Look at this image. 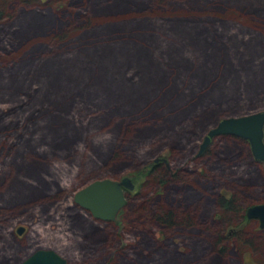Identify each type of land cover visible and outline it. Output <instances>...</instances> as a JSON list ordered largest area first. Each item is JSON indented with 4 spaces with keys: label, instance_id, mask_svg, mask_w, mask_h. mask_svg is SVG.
Wrapping results in <instances>:
<instances>
[{
    "label": "rangeland",
    "instance_id": "obj_1",
    "mask_svg": "<svg viewBox=\"0 0 264 264\" xmlns=\"http://www.w3.org/2000/svg\"><path fill=\"white\" fill-rule=\"evenodd\" d=\"M101 1L0 0V64L20 62L31 52L48 59L55 57L49 50H57L58 54L75 47L70 43L76 40L79 26L130 15H157L172 21L196 17L201 23L215 17L231 30L264 34V0H124L122 6H112L113 0L111 5ZM31 11L53 12L61 21L54 24L48 19V27L42 32H36V27L24 41L18 40L21 34L12 33L15 28L25 19H29V27L39 21ZM147 24L160 32L153 39L152 53L156 55L163 39L172 54L176 47L180 48L176 45L179 40L169 37L160 25ZM147 24L141 22V27L145 29ZM97 26L91 27L96 31L94 42L103 31ZM172 26L167 24L168 29ZM80 36V41L91 37L90 33L86 38L85 34ZM2 37L8 46L3 45ZM32 41L40 43L37 51L28 47ZM181 63L190 66L192 76L185 81L190 87L193 78L199 77V72L194 75L198 69L188 61L181 59ZM50 65L46 64V68ZM44 77L43 74L42 81ZM158 100H163V95H158ZM253 101L257 106L242 107L237 113L226 111L232 107L231 102L207 110L188 106L183 111L175 109V103L159 105L160 102L149 107L162 106L161 111L173 118L180 114L175 118L178 121L161 118L149 109L103 114L105 108L97 105L79 115L94 121L84 131H75L72 140L59 143L60 152H52L48 141L39 142L47 154L25 151L26 160L15 157L19 152L17 125L11 127L10 133L8 126H0V264H18L37 248L56 250L67 264H264V228L256 219L236 225L238 213L223 214L217 205L220 195L234 198L243 213L249 206L264 203V162L253 157L247 140L226 135L213 137L198 153L207 132L222 119L264 111V94ZM11 102L16 105L2 98L0 109H8ZM18 110L16 106L14 112L5 113L9 116L0 115V125L3 119H14ZM172 128L179 133L183 129L185 140L176 134L167 137ZM5 134H11V140ZM95 136L104 141L107 152L100 143L90 141ZM134 148L140 156H135ZM112 156H116L115 161ZM159 158L164 159L168 176L161 177L163 180H142L139 171ZM124 177L135 181H131L133 189H126L125 205L115 220H96L74 204V193L90 182ZM161 211H172L174 223L167 225L158 220ZM183 216L189 218L191 226L180 223ZM20 226L25 230L17 234Z\"/></svg>",
    "mask_w": 264,
    "mask_h": 264
},
{
    "label": "trees",
    "instance_id": "obj_2",
    "mask_svg": "<svg viewBox=\"0 0 264 264\" xmlns=\"http://www.w3.org/2000/svg\"><path fill=\"white\" fill-rule=\"evenodd\" d=\"M123 1L113 0L112 6H122L125 4ZM103 2L111 5L110 0H102L100 4ZM31 13H34L39 21L35 27H29L26 26V20L29 19H25L22 25L15 28L12 33L21 34V39L18 40L24 41L26 35L32 33L36 27V32H42L48 27L46 25L48 19L54 24L61 21L53 12ZM156 16L130 15L113 18L114 20L109 22L102 21L96 24L87 22L79 26L80 32L75 37L76 40L70 43L75 44V47L65 53L56 54L57 50H49L50 55L56 56L48 59L45 55H32L31 52L25 54L20 62L9 60L5 64H0V100L8 98L16 104L11 102L12 106L8 109H0V115L7 116L5 113L10 110L14 112L16 106L19 109L14 119H3L0 125L3 128L8 126L9 133L13 130L11 127L17 125L19 152L15 157L26 160L25 151L34 155L47 154L39 145L48 142L52 152H60L59 143L72 140L75 131H84L87 125L94 121L92 119L88 122L86 117L79 115L97 105L105 108L103 114H110L114 110L138 113L149 109L152 113H159L161 118L169 117L170 120H176L181 115L177 114L173 118L172 114L166 113L167 111H161L162 106L149 107L160 102L159 105L175 103V109L183 111L188 106H198L207 110L211 106L231 102L232 107L226 111L237 113L242 107L257 106L253 100L261 98L264 94L263 33L254 31L251 34L248 31L231 30L224 27L221 24L224 22L215 17H208L210 22L201 23L196 17L189 19L182 17L181 20L172 21L166 20V17ZM75 17L80 16L76 13ZM1 18L3 15L0 12ZM141 22L160 25L169 37L179 40L176 45L180 48L176 47L172 54L170 50H166L170 45L163 39L155 55L150 51V47L154 44V37L160 32L155 27L148 28V24L143 29ZM167 24L173 25L172 29H168ZM94 25L103 27L102 33L99 38L97 37L99 40L95 42L92 41L94 38L92 36H95L96 31L93 32L94 27L91 28ZM88 33L91 37L80 41V35L85 34L86 38ZM60 37L63 39L64 36ZM1 42L8 46L4 38ZM39 45L37 41H32L28 47H33L37 51ZM181 59L196 66L194 68L198 70L194 71V75L195 72H199V77L193 76L190 87L185 81L190 80L191 69L189 64L187 67L182 65ZM51 63V67L47 69L46 64ZM159 66H162L161 71H158ZM39 69L42 70L38 72ZM43 74L45 77L42 81ZM39 93L43 96L38 97ZM158 95H163V100L156 102ZM42 113H46L48 117H43ZM37 129L41 132L35 133ZM180 130L181 133L176 128L169 129L167 137L176 134L180 140H185L184 130ZM5 135L8 141L11 140V134ZM87 137L84 135V140L87 141ZM90 141L93 144L100 143L104 152L109 150L100 136H95ZM135 150L137 149L134 148L135 156H140ZM112 157L115 161L116 156ZM138 174L142 180L155 177L162 179L161 177L168 176L163 158L148 163ZM131 181L135 180L131 178ZM125 191L126 189L123 193ZM236 204L234 198H227L224 195H220L217 200L223 214L230 211L238 213L239 222L236 225H240L246 216L243 210H238ZM174 216L172 211H161L157 214L158 220L167 225L174 223ZM180 223L191 226L186 216L182 217Z\"/></svg>",
    "mask_w": 264,
    "mask_h": 264
},
{
    "label": "water",
    "instance_id": "obj_3",
    "mask_svg": "<svg viewBox=\"0 0 264 264\" xmlns=\"http://www.w3.org/2000/svg\"><path fill=\"white\" fill-rule=\"evenodd\" d=\"M263 129L264 111L224 118L207 132L198 153L203 152L213 137L230 135L247 140L253 157L264 162ZM124 189H133L128 177L95 180L77 190L73 202L82 210L89 211L96 220L112 221L125 205ZM245 215L248 219H257L259 227L264 228V203L249 206ZM23 230L20 226L16 232L21 234ZM18 264H66V259L54 249L37 248Z\"/></svg>",
    "mask_w": 264,
    "mask_h": 264
},
{
    "label": "flooded vegetation",
    "instance_id": "obj_4",
    "mask_svg": "<svg viewBox=\"0 0 264 264\" xmlns=\"http://www.w3.org/2000/svg\"><path fill=\"white\" fill-rule=\"evenodd\" d=\"M263 130H264V129H263ZM247 208H248V207H247ZM245 212H246V211H245ZM245 216H246V215H245ZM248 220H249V219L246 217L245 221H242L241 224L247 222ZM256 220H257V219H256ZM257 221H258V220H257ZM241 224H240V225H241ZM24 230H25V229H24ZM24 230L22 231V233L24 232ZM22 233H21V234H22ZM66 264H67V262H66Z\"/></svg>",
    "mask_w": 264,
    "mask_h": 264
},
{
    "label": "bare ground",
    "instance_id": "obj_5",
    "mask_svg": "<svg viewBox=\"0 0 264 264\" xmlns=\"http://www.w3.org/2000/svg\"><path fill=\"white\" fill-rule=\"evenodd\" d=\"M234 115V114H233ZM246 115V114H245ZM234 117V116H233ZM263 139H264V137H263ZM85 212H87V213H89L90 214V212L89 211H86V210H84ZM91 215V214H90ZM116 217V216H115ZM114 220H115V218H114ZM100 221V220H99ZM113 221V220H112Z\"/></svg>",
    "mask_w": 264,
    "mask_h": 264
}]
</instances>
